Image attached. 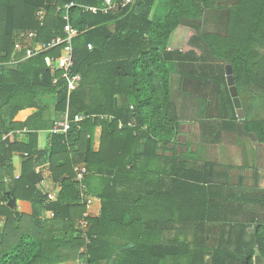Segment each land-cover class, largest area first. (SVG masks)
Masks as SVG:
<instances>
[{
    "label": "trees",
    "instance_id": "1",
    "mask_svg": "<svg viewBox=\"0 0 264 264\" xmlns=\"http://www.w3.org/2000/svg\"><path fill=\"white\" fill-rule=\"evenodd\" d=\"M70 3L76 5L69 18L77 31L71 42L72 73L80 81L68 96L62 71L46 63L62 46L15 69L5 64L24 55L13 57L19 32L35 31L41 43L63 37L65 22L56 9ZM102 3L0 0V264H207V255L208 264L264 260V221H254L257 212H264V191L231 195L241 206L235 210L252 206L253 221L241 215L229 224V215L214 202L220 193L212 189L220 174L213 164L198 163L196 153L177 152L182 118L172 95L173 83L176 89L189 86L201 107L203 134L213 130L211 143L221 132H231L264 145V0H133L105 15L77 7ZM38 11L44 12L42 26ZM178 27L193 31L189 45L195 50H168ZM227 65L243 120L236 117L226 84ZM44 96L55 100L57 114L68 108L71 120L86 117L66 135L50 136V145L39 150L37 133L54 122L44 118ZM27 109L37 112L22 124L14 122ZM98 127L100 148L94 152ZM24 128V143L2 140ZM169 151L171 156H165ZM15 154L22 160L20 176L7 190L3 178L13 170ZM81 165L87 171V195L101 205L98 216L86 219V230L78 224L86 207L74 173ZM45 167L60 187L53 201L41 186ZM7 193L29 202L32 214L10 208ZM44 213L53 217L43 220ZM217 226L222 232L212 247L207 234Z\"/></svg>",
    "mask_w": 264,
    "mask_h": 264
},
{
    "label": "crops",
    "instance_id": "2",
    "mask_svg": "<svg viewBox=\"0 0 264 264\" xmlns=\"http://www.w3.org/2000/svg\"><path fill=\"white\" fill-rule=\"evenodd\" d=\"M193 36V31L186 27H178L170 36L168 41V50H178L181 52H187L185 47H190L189 40ZM193 51V49H192ZM198 52V51H197ZM198 54V53H197ZM13 55L14 51H13ZM16 56V55H15ZM12 61V59H11ZM18 62H9L5 64L8 68L15 69L19 63L21 62L19 59ZM47 62V59H46ZM1 64V63H0ZM176 89V87H175ZM176 93L174 94V101L178 105L179 113L181 115L180 129H179V138L178 142L181 144L177 148L178 153H196L198 163L209 162L213 164V169L217 174H220V177L214 180V187L212 190H218L220 196L214 202H217V205L221 208L224 198L225 191L229 190V196L231 195H244L250 194L254 192V190H258L259 192L264 191V145L257 143L251 136L244 134H236L231 132H221L220 138L217 142L211 143L209 141L211 139V134L213 132L212 129L209 128L207 131V135L203 134L200 124H199V113L201 111V107L197 101V98L193 95H190L191 89L189 86L184 85L180 88H177ZM200 91H198V94ZM198 96V95H197ZM117 105V98H115ZM41 106L46 109L45 110V119L47 121H56L59 119L62 114H57L55 112V100L44 96L41 99ZM37 110L35 109H27L20 112L17 117L14 119L16 123H24L27 119L32 117ZM22 130H16L23 131ZM15 132V131H14ZM50 130H41L37 133V148L39 150H43L50 145L49 143V134ZM8 139L18 140L24 143L27 139V133H22L21 135H13L8 134ZM4 137V136H3ZM2 137V138H3ZM100 138H101V127L96 128L94 137H93V146L92 149L94 152H97L100 148ZM188 144V145H187ZM171 152H166L165 156H171ZM13 170L4 175L3 182L5 188L9 190L13 179L17 180L16 177L20 176L21 170V158L18 155H14L13 157ZM44 172V180L42 182V188L48 194L49 200H55L60 191V187L57 183H54L50 177V170L48 167L43 169ZM220 187V190L218 189ZM225 193V194H224ZM93 198V206L90 209L91 217L98 216L100 212V202L95 197ZM228 209L231 211L234 209V206L240 205V203L229 202ZM241 206H237L239 208ZM16 212L30 216L32 214V206L29 202L18 201L15 199V207ZM251 207L248 208L249 211ZM247 210V212H248ZM250 213V212H249ZM50 213H44L42 219L48 220L51 219L49 217ZM248 213L243 215V221L252 222L251 216ZM218 220H224L223 214ZM256 219H254L255 221ZM3 219H0V230L3 227ZM4 223V222H3ZM2 224V225H1ZM208 232V231H207ZM206 232V233H207ZM222 230L217 226L214 229H209L207 235H212V239L209 243L212 247L216 245L218 241L219 235ZM248 233H252V228L248 229ZM228 234L225 238H228ZM191 237L189 236V239ZM126 248V247H125ZM234 246H230L229 249L232 250ZM257 255V252H256ZM211 255H207L205 257L206 263L210 261ZM255 259V264H264L263 259ZM76 262H69L65 264H75ZM110 264V263H109Z\"/></svg>",
    "mask_w": 264,
    "mask_h": 264
},
{
    "label": "built area",
    "instance_id": "3",
    "mask_svg": "<svg viewBox=\"0 0 264 264\" xmlns=\"http://www.w3.org/2000/svg\"><path fill=\"white\" fill-rule=\"evenodd\" d=\"M133 0H119V2H112L111 0H103V3L100 7H82L77 6L80 8H84L86 12H90L92 14H108L114 10H116L119 7H124L127 5L132 4ZM76 7L75 4L70 3L68 5H65L63 8L58 7L56 9L57 13H61L62 20L65 22V25L63 27V33L64 36H57L53 37L49 42L47 43H41L37 41V33L35 31H22L17 34V43L14 45V54L17 56L21 54L24 51V55L20 61L27 60L30 58H33L35 56H38L40 54L46 53L48 51L54 50L58 47H61V50L59 52L58 56H53L51 59L47 58V66L52 71H62V78L66 80V86H67V95L76 88L78 82L80 81V77L77 74L72 73L73 69V52H72V46L71 42L72 39L77 35V31L74 30L70 25V18H69V12L70 9ZM63 13V14H62ZM36 19L39 20L40 26L43 25V19H44V12L38 11L36 14ZM90 49V47H89ZM15 55L13 57H15ZM13 62H18L14 58L12 59ZM11 61V62H12ZM3 64H0L2 66ZM57 83V79L53 80V84ZM86 116L84 115H78L75 116L72 120L69 118L68 115V108H66L65 112L62 114L60 119H57L53 122V127L50 130V133L52 135H66L72 128V124L78 125L81 123ZM122 126L119 125V128ZM22 133H27L26 130L18 131V132H10L9 134L11 136L13 135H21ZM8 136H4L2 140L8 139ZM38 172V170L36 171ZM74 173L76 175V180L78 182V190H79V197L80 202L85 205L86 211L83 214V219H81L78 224L81 226L82 229L87 228V218L91 216L90 209L93 206V198L89 195H87V188L83 184V180L85 176L87 175V171L85 166H76L74 167ZM18 179V177H16ZM49 217H53V214L50 213ZM85 260H77L75 264H85Z\"/></svg>",
    "mask_w": 264,
    "mask_h": 264
},
{
    "label": "water",
    "instance_id": "4",
    "mask_svg": "<svg viewBox=\"0 0 264 264\" xmlns=\"http://www.w3.org/2000/svg\"><path fill=\"white\" fill-rule=\"evenodd\" d=\"M225 78H226V84L228 86L229 94H230V97L232 99L233 107L235 109L236 117L238 118V120H243L244 119V113H243V110L241 108V102H240V99L238 97L237 89L234 86V79L232 76L231 66L227 65L225 67ZM7 197H8V206L10 208L14 209L15 198L13 197V195L11 193H7ZM131 247H133V246L129 245L125 249L131 248ZM110 264H112V263H110Z\"/></svg>",
    "mask_w": 264,
    "mask_h": 264
},
{
    "label": "rangeland",
    "instance_id": "5",
    "mask_svg": "<svg viewBox=\"0 0 264 264\" xmlns=\"http://www.w3.org/2000/svg\"><path fill=\"white\" fill-rule=\"evenodd\" d=\"M190 49V47H185V50H188V51H190L189 50ZM193 48H191V50H192ZM193 50H195V49H193ZM198 53V52H197ZM198 55H200V52H199V54ZM174 88H175V86H174V83L172 84V91H173V93H176L175 92V90H174ZM173 96H174V94H173ZM60 119V118H59ZM52 129V128H51ZM50 129V130H51ZM49 134H50V136H52V134L49 132ZM226 193V194H225ZM225 198H224V201H223V204H222V206H221V210L223 211V214L225 215V214H227V215H229V217H230V222H229V224L230 223H232V224H235V222L237 221L236 219V217L237 216H241V215H244V214H246V212H247V210L246 211H244V212H240L241 210H235V209H233V211H228V206H229V202H233L234 200L233 199H231V197L229 196V194H230V191L229 190H227V191H225ZM252 193V192H251ZM254 193V192H253ZM252 193V195H254ZM248 198L249 199H255L256 200V198L255 197H249L248 196ZM253 202V201H252ZM254 203V202H253ZM249 205H252V204H249ZM249 205H245V207H243V208H248V206ZM238 205H236V206H234V207H237ZM249 207H251L252 208V206H249ZM250 211L248 210V212L247 213H249ZM251 217H252V214H251ZM256 217H257V221H255V222H257V223H261V222H263L264 221V212H257V215H256ZM233 220H235V222H233ZM2 224H3V222H1ZM1 224V225H2ZM231 225V224H230Z\"/></svg>",
    "mask_w": 264,
    "mask_h": 264
}]
</instances>
